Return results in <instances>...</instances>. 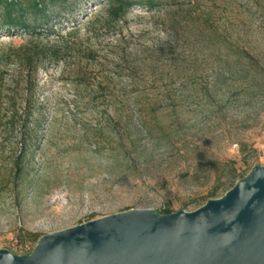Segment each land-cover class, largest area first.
I'll use <instances>...</instances> for the list:
<instances>
[{
    "label": "rangeland",
    "instance_id": "1",
    "mask_svg": "<svg viewBox=\"0 0 264 264\" xmlns=\"http://www.w3.org/2000/svg\"><path fill=\"white\" fill-rule=\"evenodd\" d=\"M87 1L53 30L0 28V54L62 48L29 84L0 61V250L130 209L191 212L264 166V0H165L65 35ZM11 97L31 114L10 128Z\"/></svg>",
    "mask_w": 264,
    "mask_h": 264
},
{
    "label": "water",
    "instance_id": "2",
    "mask_svg": "<svg viewBox=\"0 0 264 264\" xmlns=\"http://www.w3.org/2000/svg\"><path fill=\"white\" fill-rule=\"evenodd\" d=\"M0 264H264V166L200 208L130 209L40 237Z\"/></svg>",
    "mask_w": 264,
    "mask_h": 264
},
{
    "label": "trees",
    "instance_id": "3",
    "mask_svg": "<svg viewBox=\"0 0 264 264\" xmlns=\"http://www.w3.org/2000/svg\"><path fill=\"white\" fill-rule=\"evenodd\" d=\"M163 1L165 0H88L86 5H91L95 8L90 11L83 9L82 13L86 12L83 14L84 21L73 24L72 27L65 31V35H77L82 29L90 33L92 30L97 31L111 24H119L136 9L151 13L158 11ZM77 4L78 0H0V28L1 30L6 27L12 30L16 28H33L36 30L39 26H45L47 30H53L54 25L52 22L54 20H60L63 16L80 15L74 8ZM67 48L68 51L69 47ZM61 52L62 48L47 49L40 47L36 43L28 45H15L12 43L9 48L0 54V61L7 63L14 60L20 68L18 74H21L27 66V73L29 74L27 84H29V82H32V75L38 74L41 61L44 58L58 57ZM20 78L21 76L19 75L13 79L15 86L19 85ZM9 102L11 104L8 109V124L11 128V126L19 122L18 120L27 119L31 113L29 106L26 104L22 111L17 108L14 97H11ZM246 175L247 173L242 178ZM212 194H215V192ZM163 213L170 214L172 212L165 210ZM34 240L38 242L39 238Z\"/></svg>",
    "mask_w": 264,
    "mask_h": 264
}]
</instances>
